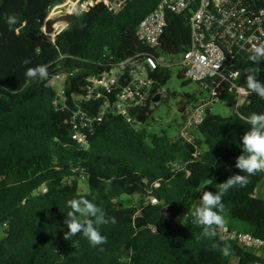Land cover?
I'll return each instance as SVG.
<instances>
[{
    "label": "trees",
    "instance_id": "obj_1",
    "mask_svg": "<svg viewBox=\"0 0 264 264\" xmlns=\"http://www.w3.org/2000/svg\"><path fill=\"white\" fill-rule=\"evenodd\" d=\"M160 1L134 0L119 14L95 5L87 13L76 14L53 37L45 33V22L65 0H0V237L9 235V228L16 225V237L0 241V264L255 262L252 254L231 241H227L230 253L222 254L219 233L215 239L203 236V228L183 214L197 192L201 197L205 188L216 191L219 183L240 173L235 163L243 152L242 137L250 128L246 118L264 112V99L249 94L248 102L233 109L228 118L208 111L196 143L184 144L178 136H151L142 127L158 104L149 102L134 113L136 129L124 117L102 116L106 100H114V94L86 98L95 74L144 51L137 28ZM13 14L17 23L10 31L6 21ZM167 22L160 46L150 50L163 62L186 53L192 41L190 16L168 13ZM108 37L113 41L107 59L75 71L76 65L87 60L91 45ZM40 64L47 65L48 78H26L27 68ZM243 69L237 82L240 88L247 87L250 72L264 82V62L248 58ZM171 73L172 69H159L155 95L167 87ZM184 73L180 79H185ZM60 75L66 76L62 94L53 85ZM121 79L126 85L129 77ZM77 132L84 133L87 148L74 139ZM248 180L246 186L234 187L223 197L225 221L243 222L253 235L264 239V218L258 224L255 208L264 171ZM77 193L115 217V223L100 228L107 243L93 247L82 233L71 240L64 238L66 212L71 211L67 201ZM147 197L160 203L146 205ZM134 201L142 208L140 214L130 207ZM168 207L174 208L171 217L163 213ZM138 215L147 219L148 228L136 230Z\"/></svg>",
    "mask_w": 264,
    "mask_h": 264
},
{
    "label": "built area",
    "instance_id": "obj_2",
    "mask_svg": "<svg viewBox=\"0 0 264 264\" xmlns=\"http://www.w3.org/2000/svg\"><path fill=\"white\" fill-rule=\"evenodd\" d=\"M134 0H65L56 5L53 14L62 17L65 15L84 14L95 5L102 4L113 14L121 13ZM190 16L192 41L188 51L181 55L178 63L184 73V77L190 83H195L201 88V97L198 107L187 115L185 123L180 128L178 138L184 144H194L199 137V128L203 125L208 111L221 104L228 93L238 96V108L248 102L249 94L238 93L237 85L244 73L243 64L251 55L250 43L264 41V0H161L157 8L146 16L137 28V37L144 51L140 54L117 63L102 72L95 74L90 79V87L86 92L88 100H96L103 94H114L112 101L106 100L103 106L106 113L124 117L138 129L139 124L134 113L144 108L147 103L158 104L154 99L167 95V89L162 88L155 95L159 84V69H172V63L161 61L150 50H156L167 29V15ZM58 25V24H57ZM55 26L56 37L63 31ZM69 25L67 24V27ZM66 27V28H67ZM59 31V32H58ZM108 47L101 54L97 43L91 45V52L87 54V60L83 62V68L90 63H99L107 59ZM96 54H101L94 58ZM102 63V62H101ZM85 65V66H83ZM103 66V65H102ZM77 70L78 65L74 67ZM86 70V69H85ZM129 77L126 85L125 76ZM66 76L55 78L53 85L60 87ZM115 91H117L115 93ZM101 120V119H100ZM86 124L84 123L83 126ZM77 128V125H76ZM74 139L85 144V135L77 132ZM88 146L85 144V148ZM196 153L195 157L198 158ZM158 198L147 197L146 205L159 204ZM130 207L142 212V208L134 201ZM139 216V215H138ZM137 216V217H138ZM230 237L236 247L255 257L253 264H264V239L256 237L252 233H242L225 225L224 233ZM235 264V263H234Z\"/></svg>",
    "mask_w": 264,
    "mask_h": 264
},
{
    "label": "clouds",
    "instance_id": "obj_3",
    "mask_svg": "<svg viewBox=\"0 0 264 264\" xmlns=\"http://www.w3.org/2000/svg\"><path fill=\"white\" fill-rule=\"evenodd\" d=\"M6 23L9 30L17 23V17L9 15ZM250 43L249 59L254 63L264 62V41ZM63 58V57H61ZM30 61L25 60V64ZM47 65L40 64L28 67L25 76L29 79H39L41 81L48 78ZM246 88H238V93H255L264 99V82L256 78L255 73H249L246 77ZM242 119H245L242 117ZM249 130L242 137L243 152L236 158L235 167L240 173L229 176L226 181L219 183L216 191L205 188L200 197V204L190 212L191 222L203 228V236L215 239L218 233H224L226 206L223 203L225 194L234 187H244L248 184V177L255 175L259 171H264V112H253L246 118ZM67 205L71 211L66 212L64 224L68 231L64 238L71 240V237L82 233L93 247L107 243V237L101 234L100 228L109 222L115 223V217H108L103 208L96 203L77 193V196L69 199ZM83 217V220H81ZM230 237L226 234L220 235V240L224 242V247L220 249L222 254L230 253V245L227 241ZM213 248L219 245L213 244Z\"/></svg>",
    "mask_w": 264,
    "mask_h": 264
},
{
    "label": "rangeland",
    "instance_id": "obj_4",
    "mask_svg": "<svg viewBox=\"0 0 264 264\" xmlns=\"http://www.w3.org/2000/svg\"><path fill=\"white\" fill-rule=\"evenodd\" d=\"M54 8L51 10L47 19H55L58 16L53 14ZM46 19V20H47ZM67 27L66 23H60L57 25L59 31L65 30ZM58 31V32H59ZM113 41L112 37L105 38L97 42V45L100 48L101 54H103L108 47L111 46ZM91 52V51H90ZM101 54H96L94 58L99 57ZM181 60V56H169L165 59L166 63H172V73L170 81L166 87L169 90L170 95L164 97V99L158 103V106L153 110L152 115L149 119L142 125L143 128L147 130L149 135H163L166 134L170 138H175L179 135L180 128L185 123L184 110L181 108L184 107L187 110V115L192 113L193 110L198 107V100L201 97V88L199 85L195 83H190L186 79H180L179 74L183 70L180 66H178L179 61ZM85 66V65H83ZM82 65H78L77 70H85ZM58 89L60 87L56 86ZM238 107V96L236 94H226L218 106H216L212 113L216 116H221L223 118H228L232 115V110ZM199 138V137H198ZM82 188L84 190L87 189L86 183L83 181ZM260 200L264 201V186L260 191ZM200 192H197L193 199L191 200L190 209L187 210L183 216L186 214V218L190 216V212L193 211L200 204ZM262 204H256L255 208L259 210V218L258 224L264 218V207L262 208ZM174 212V211H173ZM166 213H169L168 210ZM184 219V217H183ZM225 225L230 226L232 229H236L242 233H253V229L249 226H245L243 222L239 221H226ZM15 226L10 227L9 230L11 233L9 235H5L0 237V241L6 239H14L16 237V228Z\"/></svg>",
    "mask_w": 264,
    "mask_h": 264
},
{
    "label": "water",
    "instance_id": "obj_5",
    "mask_svg": "<svg viewBox=\"0 0 264 264\" xmlns=\"http://www.w3.org/2000/svg\"><path fill=\"white\" fill-rule=\"evenodd\" d=\"M73 18H74V15H65V16H62V17H58V18H55V19H47L46 22H45V26H44V31L47 35H54L55 33V26L57 24H60V23H66V24H71L72 21H73ZM161 99L159 97L155 98L154 99V102L155 103H159ZM185 109V108H184ZM185 112V110H184ZM142 120V119H140ZM168 210L169 213H166V211ZM174 208L172 207H168V208H165L163 210V213L166 214V217H171L172 214L174 213ZM134 227L136 228V230H144L146 228L149 227V223L147 221L146 218L142 217V216H138L135 218L134 220Z\"/></svg>",
    "mask_w": 264,
    "mask_h": 264
},
{
    "label": "crops",
    "instance_id": "obj_6",
    "mask_svg": "<svg viewBox=\"0 0 264 264\" xmlns=\"http://www.w3.org/2000/svg\"><path fill=\"white\" fill-rule=\"evenodd\" d=\"M264 186V182H263V184H262V186H261V189H262V187ZM261 191V190H260ZM264 203V201H262V200H260V198H259V200L255 203V205L256 204H263ZM263 207H264V205H262ZM262 207V208H263ZM257 214L259 215V210H258V208H257Z\"/></svg>",
    "mask_w": 264,
    "mask_h": 264
}]
</instances>
